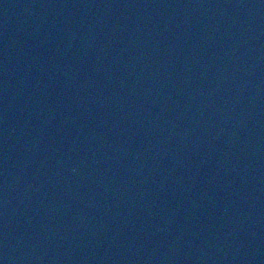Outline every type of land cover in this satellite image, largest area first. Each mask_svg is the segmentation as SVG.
I'll return each mask as SVG.
<instances>
[{"label":"water","instance_id":"95a60500","mask_svg":"<svg viewBox=\"0 0 264 264\" xmlns=\"http://www.w3.org/2000/svg\"><path fill=\"white\" fill-rule=\"evenodd\" d=\"M0 264H264V0H0Z\"/></svg>","mask_w":264,"mask_h":264}]
</instances>
